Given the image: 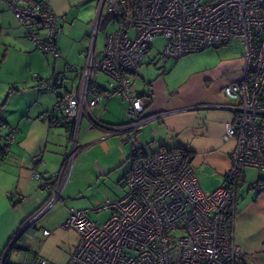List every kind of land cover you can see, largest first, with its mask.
Returning a JSON list of instances; mask_svg holds the SVG:
<instances>
[{
  "label": "built area",
  "instance_id": "1",
  "mask_svg": "<svg viewBox=\"0 0 264 264\" xmlns=\"http://www.w3.org/2000/svg\"><path fill=\"white\" fill-rule=\"evenodd\" d=\"M6 2L35 47L59 57L61 18L50 1ZM102 12L110 16L112 30L105 35L99 59L90 52L85 66L69 65L78 76L71 90L59 93L57 76H33L56 95L44 117L61 121L73 141L60 170L32 172L40 187L52 190L46 208L60 197L83 149L76 145L83 117L107 135L131 143L129 171L122 179L125 193L96 209L109 210L108 217L98 221L85 209L69 210L63 225L73 228L79 240L64 264H239L241 249L233 239L239 181L247 168L264 171V0H99L98 15ZM157 36L164 39L158 55L162 62L222 45L239 51L243 58L240 77L223 88L227 97L238 102L223 134L234 145L223 181L212 191L201 187L184 150L151 151L137 140L142 125L167 113L146 112L144 97L131 94L129 80ZM98 72L109 76L106 97L128 100L126 123L105 125L91 114L102 94L92 77ZM17 131L0 114V158L9 153ZM38 160L33 156V163ZM250 186L258 189L260 184L254 181ZM34 264L47 262L37 256Z\"/></svg>",
  "mask_w": 264,
  "mask_h": 264
},
{
  "label": "crops",
  "instance_id": "2",
  "mask_svg": "<svg viewBox=\"0 0 264 264\" xmlns=\"http://www.w3.org/2000/svg\"><path fill=\"white\" fill-rule=\"evenodd\" d=\"M49 1L61 18L57 58L35 47L6 0H0V69H9L11 93L21 94L22 98L3 107L6 96L0 103V114L7 126L18 129L9 153L0 158V264H34L37 256L47 264H64L79 240L73 228L63 225L69 210L85 209L89 217L96 214L100 204L119 197L115 190L118 185L124 188L122 179L129 171L128 168L122 177L111 178L117 167L129 161L131 143L119 135H107L103 128L92 126L83 117L76 143L83 149L60 197L46 208L52 190L40 187L32 172L60 170L73 141L72 133L61 121L44 117L53 107L56 95L33 76H57L59 93L71 90L78 76L69 65L85 66L90 52L99 59L105 37L96 53V36L103 14L112 24L105 12L98 15L99 0ZM168 60L180 71L169 83L166 77L170 74L149 81L141 79L139 84L137 71L129 76L131 94L144 97L146 112L167 111L142 125L137 140L151 151L161 147L184 150L201 187L212 191L223 181L234 145V140H224L223 134L225 124L236 114L238 102L227 97L223 88L240 77L243 58L239 51L222 45ZM92 77L102 94L99 106L93 107L91 114L105 125L126 123L128 100L118 95L105 96L107 74L98 72ZM7 130L5 127L2 133ZM101 145H110L111 149L102 152ZM33 156L39 157L36 163ZM247 174L244 170L237 190L233 239L241 249L239 264H264V189L241 186ZM256 181L264 182V178ZM43 230L49 233L44 234Z\"/></svg>",
  "mask_w": 264,
  "mask_h": 264
},
{
  "label": "rangeland",
  "instance_id": "3",
  "mask_svg": "<svg viewBox=\"0 0 264 264\" xmlns=\"http://www.w3.org/2000/svg\"><path fill=\"white\" fill-rule=\"evenodd\" d=\"M108 20V21H107ZM105 18V14H103V23L101 28L98 30L97 36H96V53L98 50L102 48L103 40L105 37L106 32H110L112 30V24L109 23V19ZM108 22V24H107ZM164 47V39L161 36H157L153 39L151 42L150 49L146 52L145 56L142 58V61L138 67L137 74H136V81L137 83H141V79H145L146 81L158 78L160 76H167L170 74V77H166L167 82L169 83V80L175 79L180 72L179 69L175 66L174 63H170V60H168L165 63L159 60V53L162 51ZM9 69L6 67H3L0 69V103H3V99L7 98V103L4 104L3 107H7L8 104H11L15 101V103L18 102V100H21V94L11 93L10 84L8 83V76L10 77ZM2 105V104H1ZM80 135V134H79ZM102 145L100 146V148ZM101 150L102 152L109 151L111 149L110 145H104ZM88 151V150H87ZM86 151V152H87ZM111 153V152H110ZM106 160H109L106 158ZM129 168V161L126 160L124 164L117 167L112 175L111 178L120 175L122 177V172L126 171ZM247 174V179L243 182H240L241 186H249L250 183L256 181L258 178H264V171H258L254 168H247L245 169ZM123 185V184H122ZM240 186V187H241ZM124 188H122L120 185H118V188H116L115 192L121 197L125 192ZM90 218L93 220L98 221H104L108 215L109 212L105 210H101L97 212L96 214H89Z\"/></svg>",
  "mask_w": 264,
  "mask_h": 264
},
{
  "label": "trees",
  "instance_id": "4",
  "mask_svg": "<svg viewBox=\"0 0 264 264\" xmlns=\"http://www.w3.org/2000/svg\"><path fill=\"white\" fill-rule=\"evenodd\" d=\"M1 116H2V115H1ZM2 118H3V117H2ZM260 181H261V180H260ZM260 181H258L259 184H260L258 190H260V189H264V182H260Z\"/></svg>",
  "mask_w": 264,
  "mask_h": 264
}]
</instances>
